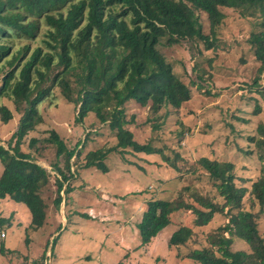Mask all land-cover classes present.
<instances>
[{"label":"trees","instance_id":"16d2710c","mask_svg":"<svg viewBox=\"0 0 264 264\" xmlns=\"http://www.w3.org/2000/svg\"><path fill=\"white\" fill-rule=\"evenodd\" d=\"M224 10L248 19L255 29L247 43L259 63L251 87L259 88L264 75V0H0V121L8 124L18 116L17 130L7 148L0 145V200L26 206L31 214L30 229L37 233L48 225L50 203L46 195L51 191L52 178L56 190L50 202L59 215L61 205L67 207L71 182L78 171L94 168L107 172L104 162L112 151L122 158L128 152L158 154L181 175L205 172L213 192L204 193L190 185L177 190L173 201H149L137 224L142 247L172 223L176 212L191 214L193 223L174 233L171 248L187 245L195 228L206 227L222 215L229 222L209 234L208 246L185 256L195 264H264V234L259 226L264 216V86L263 92H258L263 102L251 99L254 110L250 119L246 118L247 126L256 124L241 139L247 145L242 151L259 172L250 188L237 185L232 162L203 157L195 161L194 170L184 172L180 154L169 158L151 144H139L126 129L128 102L150 106L154 113L169 109L164 118L179 115L191 99V90L161 53L162 47L191 41L202 43L205 51L213 49L227 17ZM202 13L207 16L208 33L204 32ZM199 52L203 53L201 49ZM56 89L74 106L76 124L86 125V118L94 114L103 125L99 130H87L73 148L56 130H41L46 125L42 106ZM5 100L15 114L3 104ZM152 127L158 130L160 124ZM226 127L237 136L230 123ZM104 128L115 135L113 148H108L109 141L99 146ZM35 132L48 136L35 138L31 136ZM177 135L183 141L185 130ZM90 143L98 146L88 149ZM48 147L55 152V160L49 164L55 176L39 165ZM247 196L249 208L245 209ZM6 221L11 227L9 219L0 217V225ZM50 221L56 228L50 235L51 256L68 224L63 228L58 218ZM234 238L246 242L249 249L233 250ZM49 246L48 241L44 253L30 264H46ZM0 255L21 258L19 252L8 251L3 244ZM25 260L29 264L27 257Z\"/></svg>","mask_w":264,"mask_h":264},{"label":"rangeland","instance_id":"374dc122","mask_svg":"<svg viewBox=\"0 0 264 264\" xmlns=\"http://www.w3.org/2000/svg\"><path fill=\"white\" fill-rule=\"evenodd\" d=\"M224 12L227 17L218 31V42L213 49L205 51L202 43L191 41H180L172 47H162L161 53L172 64L176 75L191 90V99L182 107L179 115L164 118L166 112H170L169 109L164 108L159 113H154L150 106L141 107L135 102H128L125 105L129 122L126 129L134 134L139 144H151L169 158L180 154L184 159V163H180L184 172L194 170L195 161L203 157L232 162L236 168L237 185L250 188L259 172L256 163L249 160L242 151L247 145L241 139L256 124L255 122L249 127L246 121L254 110L251 99H257L259 104L263 102L258 92H263L264 75L261 76L259 88L251 87L259 63L249 51L247 40L255 29L248 19L240 17L236 12ZM200 16L204 32L208 33L207 16L203 13ZM200 49L203 52L201 54ZM52 95L47 100V105L42 106L46 120V125L41 127L42 131L56 130L66 141V145L73 148L78 139L85 137L87 130L103 128L94 114L86 118V125L76 124L77 112L74 106L66 101L59 89L53 91ZM3 104L15 114L9 102L5 100ZM227 122L234 128L236 137L226 127ZM155 124H160L158 130L152 127ZM17 127V115L8 124L0 121V145L7 148ZM181 129L186 133L183 141L177 137V132ZM100 132L103 135L98 138L99 146L109 141L108 148H113L116 145L114 133L107 128ZM31 136L43 138L48 135L41 136L35 132ZM105 136H109L110 140ZM238 141L242 143L238 144ZM96 143H90L88 149H94ZM42 154L43 161L39 165L55 176L56 173L49 166L55 160V152L48 147ZM123 157L112 151L104 162L107 172L94 168L78 171L71 182L73 190L66 199L67 207L63 203L59 215L50 202L55 197L56 190L55 179L52 178L51 191L46 195L50 203L48 225L37 233L30 229V224L26 226V222L31 223V214L26 206L9 199L0 200V217L9 219L12 224L9 227L8 221L1 223L0 245L3 244L6 248L7 242H11L15 249L18 246L21 254V258L8 255L4 258V255H0V262L28 264L25 257L29 261V257L39 258L49 241L46 264H50V261L52 264H195L185 255L192 250L207 247L209 234L228 223L229 218L219 215L208 226L195 228L193 239L178 248H171L169 241L180 227L192 226L191 214L183 211L174 213L172 223L148 247H142L141 235L136 227L151 200L173 201L177 197V190L190 185L205 190L204 193H212L207 174L197 171L195 174L181 175L158 154L128 152ZM2 173L0 163V178ZM63 196L65 197L64 194ZM247 198L248 196L245 198V209L249 208ZM57 218L63 228L68 224V229L56 241L54 255L50 256L53 244L50 235L56 229L50 220ZM259 226L261 234H264V216L259 220ZM11 231L16 232V238ZM5 234L8 237L5 238ZM226 236L228 237L227 234ZM232 248L235 251H245L249 246L234 238Z\"/></svg>","mask_w":264,"mask_h":264},{"label":"crops","instance_id":"0c3cea01","mask_svg":"<svg viewBox=\"0 0 264 264\" xmlns=\"http://www.w3.org/2000/svg\"><path fill=\"white\" fill-rule=\"evenodd\" d=\"M30 224V221H28V222H26V226H28ZM137 228V227H136ZM15 238L17 237V234H16V232H14V231H11L10 232ZM6 237H8L7 236V234H5V238ZM158 237V236H157ZM156 237V238H157ZM18 239H20L19 237H18ZM18 241V240H17ZM145 247H148V246H145ZM6 249H8V251H16V252H18L19 251V249H18V246H16V249H15V247H14V245H12L11 244V242H7V244H6ZM29 257V256H28ZM5 258V257H4ZM30 258V261H29V264L31 263V262H33L36 258H33V257H29ZM32 259V260H31ZM50 261V260H49ZM4 263H6L5 261H2V262H0V264H4ZM50 264H52V262L50 261L49 262ZM7 264V263H6ZM9 264H13V263H10L9 262Z\"/></svg>","mask_w":264,"mask_h":264}]
</instances>
